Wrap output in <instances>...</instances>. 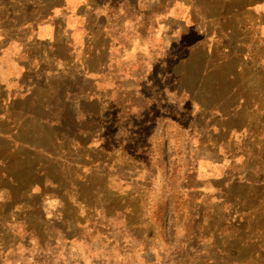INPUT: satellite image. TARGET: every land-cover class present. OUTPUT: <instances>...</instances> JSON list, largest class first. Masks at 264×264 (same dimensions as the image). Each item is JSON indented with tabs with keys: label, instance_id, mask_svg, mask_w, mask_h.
<instances>
[{
	"label": "rangeland",
	"instance_id": "374dc122",
	"mask_svg": "<svg viewBox=\"0 0 264 264\" xmlns=\"http://www.w3.org/2000/svg\"><path fill=\"white\" fill-rule=\"evenodd\" d=\"M99 1L0 0V189L13 192L0 205V264H264V0H143L162 15L146 49L169 39L160 70L174 90L199 101L194 72L224 88L166 116L172 90L145 84L157 56L131 46L114 63L140 71L119 78L164 102L123 122L124 138L112 136L122 107L102 82L112 40L92 13ZM64 7L83 29L60 19L54 35ZM57 61L66 78L47 80Z\"/></svg>",
	"mask_w": 264,
	"mask_h": 264
},
{
	"label": "trees",
	"instance_id": "16d2710c",
	"mask_svg": "<svg viewBox=\"0 0 264 264\" xmlns=\"http://www.w3.org/2000/svg\"><path fill=\"white\" fill-rule=\"evenodd\" d=\"M99 6L95 9V13L97 15H102L105 18V23H104V28L106 31V35L112 40L111 45H110V64L111 70L105 72L103 74L104 80H100L98 87L101 84V81L103 82V85H108L111 88L112 91V96L113 97V102L117 105L118 108L122 107L121 112L116 115V117L119 118L121 121V124L118 125V128L112 132V136H115L116 138H124L126 132L122 130V124L123 122H126V120H133V119H139L145 116L146 113H148L149 107L147 108L146 105L149 103H160L164 102L161 101L158 102V96L155 93V97L151 98V92H144L141 90L137 91L136 87L131 89L128 86H125V79H120L121 78H127V80H131L135 78L136 73L140 71L141 66L139 68L135 64L134 67V74L132 75V69L131 65L126 66L123 64V66L120 67V70H118V66L114 63L116 58L120 56V53H122V56L124 55L125 52H128L131 49V46L135 45V50H136L140 57H146L147 58V52L149 54H155L157 57L156 58H147V63H151L153 66H158V69L155 71L151 72V68L147 71V83L145 84H150L153 82L155 84L154 87L152 88H157L160 86L164 90H172V95L176 99L172 105H164L163 108H160L161 110H164V114L166 116L170 117H177L179 108H182L183 104H186L187 102L191 103L192 105L194 104H199L201 105H207V101H209L210 94H213L214 91H217L221 86L224 88L223 85H221V82H218L214 78V80H210L211 74H207V70H205L204 74H207L205 77L204 75L201 76V72L197 73L194 72L193 76H190L191 79V85L193 86L195 84L196 87V93L199 94V101L193 100L192 95L194 93H179L176 89L174 90L175 85L177 84V79L175 74L170 73L166 71L163 73L160 68L163 66H166V68H169V61H171L174 57L170 54L171 52L169 51L168 48V40L165 41L164 39L161 42H156L154 43V47L148 46L146 49V40L147 37L149 36H154L157 34L158 28L161 25V21L159 20L161 13H159L155 5H150L151 3H144L142 0L141 3L139 4L137 2L136 5L129 0L125 1H120L117 3H110V2H105L101 1L99 2ZM98 5V4H97ZM99 12V13H98ZM259 28H262V25L258 24ZM161 28V27H160ZM159 28V29H160ZM127 35L125 40L124 35ZM122 34V37L119 35ZM216 42H212L210 47L206 46L205 44H202V50L205 48V54L207 57L211 56L214 50V44ZM218 44V43H217ZM219 45V44H218ZM145 46V51H141L140 48ZM143 62V61H142ZM141 63V62H140ZM57 61V68L55 69H49L46 71L47 75V80L54 79L57 82L61 79L66 78L65 74L60 72V65ZM28 69V68H26ZM36 69V68H35ZM39 69V68H38ZM25 70V69H24ZM197 75H200L201 80L197 81L198 78H196ZM153 76L154 78L151 79L150 77ZM158 78L164 82V84H158L157 82H154L155 80L157 81ZM146 80V79H145ZM169 80V82H168ZM197 81V82H196ZM212 81V82H211ZM141 81H137V84H139ZM120 88H122L123 91H121ZM171 87V88H170ZM213 89L211 92L209 89ZM62 90V89H61ZM100 90H103L101 88ZM63 95L62 98L64 102L69 103V108L71 111L74 112H79L82 114V106L80 102H82V98L77 94V92L72 91V88H68V86L65 87V90H62ZM54 94H60V89H55L54 88ZM118 94V99L120 102H118L116 96ZM133 94L135 95V100H133ZM149 95V96H148ZM202 96V99H201ZM147 98V102H146ZM185 98V101L183 100ZM118 102H116V101ZM202 100V101H201ZM180 101H183L182 106H180ZM72 103V104H71ZM220 102H217L216 105H219ZM121 104V106H120ZM218 108V107H217ZM176 110V112H174ZM210 110H215V108H210L208 111L211 112ZM68 111H64V113H67ZM66 115V114H65ZM149 115V113H148ZM118 122V120H117ZM129 124V123H128ZM122 131V132H121ZM127 135V134H126ZM77 143V142H76ZM31 188H26L21 191L22 194H30ZM13 192H8L7 190L0 189V205L5 206L6 204L11 203L12 195ZM35 194V193H34ZM40 194V193H39Z\"/></svg>",
	"mask_w": 264,
	"mask_h": 264
},
{
	"label": "crops",
	"instance_id": "0c3cea01",
	"mask_svg": "<svg viewBox=\"0 0 264 264\" xmlns=\"http://www.w3.org/2000/svg\"><path fill=\"white\" fill-rule=\"evenodd\" d=\"M101 1H105V2H110V3H112L111 1H107V0H101ZM101 1H99V2H101ZM120 1H122V0H120ZM119 1V2H120ZM123 1H125V0H123ZM130 1V0H129ZM97 3L98 5H95V6H93V8H92V13L96 16V17H98V18H103L104 20H105V18H104V16H102V15H97L96 13H95V9L99 6V4L100 3ZM131 2V1H130ZM137 2L140 4V2H141V0H136V2L135 3H133L134 5H136L137 4ZM113 4V3H112ZM115 4V3H114ZM131 4H132V2H131ZM81 5V4H80ZM81 9H84V6H83V4H82V7H81ZM83 12V11H82ZM84 13V12H83ZM99 13V12H98ZM79 15H81V16H79ZM79 15L78 14H75V13H71L70 12V10H67L65 7L64 8H61L60 9V12H59V14H57V15H55L54 17H53V19H54V21H52V24H54V31H53V33H54V35L58 32V26H56V24H60V19H62L63 20V25L65 26V27H67L66 26V24L67 23H69L70 21H72V20H75L76 22H79L80 24H78V25H76L75 24V26L73 27V32H76V31H79V30H82L83 29V24H84V16H83V14L81 13H79ZM94 16V17H95ZM83 23V24H82ZM105 23V22H104ZM72 31V30H71ZM70 32V31H69ZM51 35H53L52 33H51Z\"/></svg>",
	"mask_w": 264,
	"mask_h": 264
}]
</instances>
